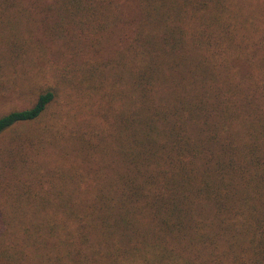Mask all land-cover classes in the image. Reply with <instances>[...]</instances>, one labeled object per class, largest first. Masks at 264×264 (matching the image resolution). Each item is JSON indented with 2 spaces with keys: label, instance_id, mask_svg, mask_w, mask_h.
Returning <instances> with one entry per match:
<instances>
[{
  "label": "trees",
  "instance_id": "trees-1",
  "mask_svg": "<svg viewBox=\"0 0 264 264\" xmlns=\"http://www.w3.org/2000/svg\"><path fill=\"white\" fill-rule=\"evenodd\" d=\"M208 1L221 35L204 38L175 17L176 4L157 0H134L138 17L122 24L118 0H0L2 63L15 44L39 42L35 24L44 38L81 36L95 51L122 25L130 32L110 57L83 60L82 106L96 102L108 130L66 142L75 114L66 110L28 140H63L61 155L79 150L77 163L58 171L15 243L3 238L11 223L0 214L2 264H264V23L218 0L189 3ZM40 4L45 16L33 19ZM228 44L253 47L255 59L241 64ZM56 92L48 85L1 114L0 134L42 116Z\"/></svg>",
  "mask_w": 264,
  "mask_h": 264
},
{
  "label": "rangeland",
  "instance_id": "rangeland-1",
  "mask_svg": "<svg viewBox=\"0 0 264 264\" xmlns=\"http://www.w3.org/2000/svg\"><path fill=\"white\" fill-rule=\"evenodd\" d=\"M118 1L122 14L121 24L129 22L133 17H138L134 0ZM157 1L160 5L163 3L174 6L176 4L175 17L181 21L180 23L189 25L192 28V33L197 35L202 33L204 38L221 35L220 29L215 28L213 21H210L211 15L217 9L216 3L208 1L201 7L193 8L189 0ZM218 1L221 6L226 8L227 4L233 6L236 12L247 11L252 15V21L256 25L264 23V0ZM46 2L49 3L51 0H46ZM42 6L40 4L34 7L36 13L33 14V19L39 20L44 15V11L41 12ZM169 11L170 9L166 13ZM49 18L47 15L45 21H49ZM35 27L32 36L39 42L29 39L21 44H15L16 53L10 58H2L3 63L0 60V115L29 105L35 95L48 85L57 91L54 102L42 116L31 122L15 124L0 134V214L4 219L6 216L11 223L3 236L10 243L16 242L19 226L28 227L29 230L32 228L35 222L33 221L35 213L42 211L36 207L37 202L39 199L47 197L53 183L59 182L58 171L71 163L72 166L76 165L77 162L74 159L79 150H76L73 160L65 159L60 153L62 144L69 141V134H74L71 138L77 137L76 139L81 144L85 141L86 136L95 142L102 132L108 130L109 117L106 120L100 119L96 102L87 107L89 111H86L87 109L82 106L85 94H83L84 88L80 84L81 78L83 74H86L84 69L90 68L89 65H83V60L88 57L96 59L110 57L116 48L125 44L130 35L126 24H124L122 27H125V30L120 35L116 32L109 34L110 36L103 47L95 51L87 45V39L85 40L81 36H75L80 39L76 40V43L73 39L69 43H64L52 38H44L42 29ZM199 47V51L210 52V47L206 44ZM223 49L227 55H237L239 60L236 61L241 64L255 59L256 53L249 45L231 46L228 44ZM256 51L264 54L260 50ZM262 62L264 63V60ZM247 64L252 72L251 78L257 76L258 70L253 67V62ZM92 95L94 97L93 93H91ZM66 110L75 112V114L66 117L70 124V129L65 130L68 132L66 139L63 138L64 135L62 137L66 142L61 140V143L55 145L48 141L44 142L40 148L37 144L29 143L30 137L39 130H43L44 126L48 127L50 124L56 123L57 121L54 120L59 119ZM87 153L86 150L83 152V160ZM30 157H34L39 165L26 162ZM18 191L20 194L17 196ZM0 264H2L1 259Z\"/></svg>",
  "mask_w": 264,
  "mask_h": 264
}]
</instances>
